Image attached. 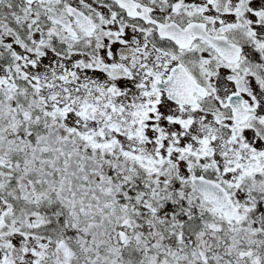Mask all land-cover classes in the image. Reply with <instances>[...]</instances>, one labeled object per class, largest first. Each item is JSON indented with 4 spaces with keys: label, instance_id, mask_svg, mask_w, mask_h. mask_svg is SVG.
<instances>
[{
    "label": "snow or ice",
    "instance_id": "6c2138e0",
    "mask_svg": "<svg viewBox=\"0 0 264 264\" xmlns=\"http://www.w3.org/2000/svg\"><path fill=\"white\" fill-rule=\"evenodd\" d=\"M0 264H264V0H0Z\"/></svg>",
    "mask_w": 264,
    "mask_h": 264
}]
</instances>
